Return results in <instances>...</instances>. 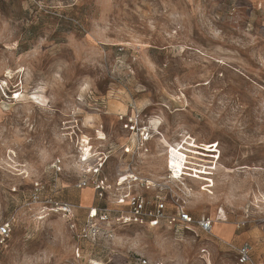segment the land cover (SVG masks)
Masks as SVG:
<instances>
[{
	"label": "rangeland",
	"instance_id": "obj_1",
	"mask_svg": "<svg viewBox=\"0 0 264 264\" xmlns=\"http://www.w3.org/2000/svg\"><path fill=\"white\" fill-rule=\"evenodd\" d=\"M172 147L181 178L168 179ZM100 164L113 185L131 172L169 181L213 232L79 237L88 208L110 201L76 186ZM7 221L0 264H237L244 242L264 264V0H0Z\"/></svg>",
	"mask_w": 264,
	"mask_h": 264
},
{
	"label": "built area",
	"instance_id": "obj_2",
	"mask_svg": "<svg viewBox=\"0 0 264 264\" xmlns=\"http://www.w3.org/2000/svg\"><path fill=\"white\" fill-rule=\"evenodd\" d=\"M137 115L140 116L142 113L138 112ZM131 122L137 125L138 118L131 119ZM134 124L132 128H134ZM146 134L149 136L148 132ZM147 135L143 137V140L149 139ZM129 150L127 149V152ZM60 162L61 160L58 159L54 165L58 166ZM102 165L100 164V167L90 170L87 169L86 176L76 185L78 188L91 186L99 199H110L105 205H95L88 208L85 222L79 229V237L95 240L102 230L117 224L166 228L177 234L184 229H192L194 226L204 233L211 234L213 232L215 220L209 216L194 218L185 208L184 201L180 198L181 195L175 193L169 181L131 172L120 176L113 185L106 176L101 175ZM183 165L187 166V164ZM168 167V179L181 178L185 175V172L176 173L175 168L170 163ZM152 190L154 192L150 194L149 192ZM112 204L113 207H110ZM75 208L76 206L73 204L60 203L57 204L56 211L62 212L70 220H73ZM12 229L10 221L0 223V247L7 246L11 240ZM235 250L237 264H254L252 247L248 242L235 247ZM137 261L138 264H151L150 260L143 256L138 257Z\"/></svg>",
	"mask_w": 264,
	"mask_h": 264
},
{
	"label": "bare ground",
	"instance_id": "obj_3",
	"mask_svg": "<svg viewBox=\"0 0 264 264\" xmlns=\"http://www.w3.org/2000/svg\"><path fill=\"white\" fill-rule=\"evenodd\" d=\"M171 164L173 168H175L176 173L182 172L184 165L186 164V159L183 153L178 151L176 148L172 147L170 149V157L167 164Z\"/></svg>",
	"mask_w": 264,
	"mask_h": 264
},
{
	"label": "crops",
	"instance_id": "obj_4",
	"mask_svg": "<svg viewBox=\"0 0 264 264\" xmlns=\"http://www.w3.org/2000/svg\"><path fill=\"white\" fill-rule=\"evenodd\" d=\"M95 205H96V204H92L91 206H95ZM91 206H90V207H91Z\"/></svg>",
	"mask_w": 264,
	"mask_h": 264
}]
</instances>
